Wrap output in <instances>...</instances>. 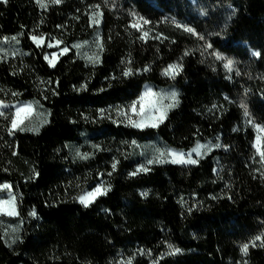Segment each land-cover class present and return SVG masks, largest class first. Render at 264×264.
Here are the masks:
<instances>
[{"label":"trees","instance_id":"obj_1","mask_svg":"<svg viewBox=\"0 0 264 264\" xmlns=\"http://www.w3.org/2000/svg\"><path fill=\"white\" fill-rule=\"evenodd\" d=\"M94 12L100 62L68 52L52 66L32 36L86 40ZM5 37L22 52L0 60V101L36 100L49 119L12 132L0 111V182L22 219L12 245L0 222V264H264V0H0ZM146 84L176 85L179 102L157 127H133ZM156 137L184 151L220 144L196 164L136 161L134 144ZM99 182L106 194L80 203Z\"/></svg>","mask_w":264,"mask_h":264},{"label":"rangeland","instance_id":"obj_2","mask_svg":"<svg viewBox=\"0 0 264 264\" xmlns=\"http://www.w3.org/2000/svg\"><path fill=\"white\" fill-rule=\"evenodd\" d=\"M37 1V0H36ZM48 0H44V3L46 4ZM101 21H102V14L100 12H94L91 18V26L93 28V34L90 38L82 41H77L72 44H65L57 39L55 40H47L45 41V38H43V42L39 45L41 47L45 46L48 51L45 57H47V61L52 60V66L55 65L62 56V54L73 52L76 56H79L80 58L86 60L89 63H99L100 62V54H101V47H98V44H101ZM37 44V43H36ZM49 45H52L51 47ZM77 45H81V47H76ZM102 45V44H101ZM64 49H67V51H63ZM22 49L19 46V39L16 37L15 40L8 38L5 40L4 38L0 39V60L8 58L9 56L17 55V53H21ZM55 54V58L53 59V55ZM88 57H98V59H95V62L92 60H89ZM151 89L155 93H159L161 95H169L172 92L177 93V100L179 102L180 98V88H178L174 84H169V86H158L156 84H146L143 87V91L139 98L135 101L136 103V110H140V98L144 95V93ZM170 101L165 100L164 103L167 104ZM237 102L239 105H242L244 108L246 104H250V102L242 97L237 98ZM6 107H0V111H10L13 114V118L15 117L16 109L17 108H23L25 105H31L32 110L30 115H27V118L23 119V123L20 125V128H23L24 130L34 132L32 129H41L42 126H44L48 119H49V112L48 110L41 106L36 100H24L19 101L18 103H10V102H1ZM145 104H147V100L145 101ZM172 109V108H171ZM169 109L167 111V114L171 110ZM130 117L132 120L139 121L141 117L137 116L135 113L132 112L130 109ZM154 115H158L157 113H154ZM21 116H25V113H21ZM167 116V115H166ZM165 120V119H164ZM144 127H150V126H144ZM144 127H138V128H144ZM259 128H264V123L257 124L255 126L256 132H258ZM20 128L13 129L11 126V131L16 132ZM258 135L261 136V141L264 140V132H258ZM219 140H206L201 141L200 143H197L194 147H192L190 150H180L173 147L167 146L164 141L160 137H156L153 140L149 141H140L134 144V158L136 161L143 163V164H156V163H173L172 159L173 157L169 156L168 153L170 151L177 152V153H183L184 159L187 160L191 158L192 160H195L196 163L202 160V158L210 155L213 153L217 148L219 147ZM198 145H203L205 147L200 149V154L198 155L196 152L193 151L194 148H196ZM71 152H73V155L75 158H87L88 152L83 148L82 146H78L75 144H72L70 146ZM163 152L165 155L163 157H159V153ZM190 154V157H189ZM152 160L153 163H148V161ZM196 163H176V164H196ZM0 184H7L11 187L9 189H0V199L8 200L10 199L9 193H11V196L14 197V203H15V209L17 212V215H5L0 214V222L1 226L4 232V240L7 244L12 245L20 236L21 234V226H22V219L19 218L18 214V196L17 193L14 191L12 184L9 182H0ZM102 182H99L96 184V187L101 186ZM103 186V185H102ZM93 188V189H94ZM93 189L85 190L81 195H84L87 192H91ZM96 199V198H95ZM94 199V200H95Z\"/></svg>","mask_w":264,"mask_h":264},{"label":"snow or ice","instance_id":"obj_3","mask_svg":"<svg viewBox=\"0 0 264 264\" xmlns=\"http://www.w3.org/2000/svg\"><path fill=\"white\" fill-rule=\"evenodd\" d=\"M52 3H60L61 0H51ZM37 3L41 5V7H46V4L44 3V0H37ZM147 23V21H144ZM133 27H139V22L133 24ZM186 31L191 32V28H186ZM145 36H147V33H144ZM5 40L8 38L5 37ZM11 39L15 40L16 37H12ZM32 40L37 43L39 46L43 42L42 37H37V36H32ZM50 47L52 45H49ZM76 47H81V45H77ZM98 47L102 48L101 44H98ZM63 51H67V49H64ZM55 58V54L53 55V59ZM219 58V57H218ZM47 59V57H46ZM89 60H92L95 62V59H98V57H88ZM49 63L52 64V60H49ZM232 61L229 60L226 64L225 67L229 70H231L232 67ZM54 66V64H53ZM178 65H169V68L165 70V74L167 75H174V73L178 70ZM131 73V69L125 72V75H128ZM147 100V104H145V101ZM168 100L170 101L169 103L165 104L164 101ZM140 110H136V103H134L131 106V110L133 113H135L137 116L141 117L139 121L132 120L129 118V123L133 127H144V126H150V127H157L159 123H162L163 120L166 118L167 111L171 108H174L178 104L177 100V93L172 92L169 95H161L159 93L153 92L151 89H148L144 95L140 98ZM0 107H6L2 103H0ZM32 110L31 105H25L23 108H17L15 117L12 119V128H20V125L23 123V119L27 118V115H30ZM21 113H25V116H21ZM154 113H157L158 115H154ZM247 115V112L245 113ZM0 115H3V112H0ZM21 131H23V128H20ZM34 131H38V129H32ZM258 132H264V128H259L258 127ZM205 146L203 145H198L196 148L193 149L194 152H196L198 155L200 154V149ZM254 147L256 148V151L258 155L260 156L261 160L264 161V148H262L261 144V136L257 135L256 137V142L254 144ZM165 153L160 152L159 159L160 157H163ZM169 156L173 157L172 162L173 163H196L195 160H192L191 158L185 160L184 159V154L183 153H177V152H172L170 151L168 153ZM190 157V154H189ZM86 158V157H85ZM148 163H153L152 160L148 161ZM116 165L113 164V168L115 169ZM140 171H147L146 168H141ZM11 186L7 184H0V189H9ZM107 189L103 188V186H98L94 188L91 192H87L84 195H81L78 199L80 203H82L84 206H88L97 196L99 195H104L106 194ZM10 199L4 200L0 199V214H5V215H17L16 209H15V203H14V197L11 196V193H9ZM30 215H35V212L30 213ZM257 240H260L261 237H256ZM253 246H255V241L252 242ZM171 247V246H169ZM248 244H244L241 248L242 252L245 254L248 251ZM174 251H179V249H175ZM130 264V262H129Z\"/></svg>","mask_w":264,"mask_h":264}]
</instances>
